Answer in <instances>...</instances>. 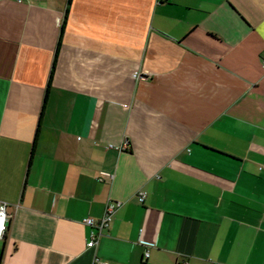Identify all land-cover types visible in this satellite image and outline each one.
I'll use <instances>...</instances> for the list:
<instances>
[{
	"label": "crops",
	"instance_id": "obj_1",
	"mask_svg": "<svg viewBox=\"0 0 264 264\" xmlns=\"http://www.w3.org/2000/svg\"><path fill=\"white\" fill-rule=\"evenodd\" d=\"M263 63L264 0H0V264H264Z\"/></svg>",
	"mask_w": 264,
	"mask_h": 264
},
{
	"label": "built area",
	"instance_id": "obj_2",
	"mask_svg": "<svg viewBox=\"0 0 264 264\" xmlns=\"http://www.w3.org/2000/svg\"><path fill=\"white\" fill-rule=\"evenodd\" d=\"M158 2H164L167 0H157ZM264 65V63H263ZM141 73L139 71H135L133 73L134 77H139ZM101 175L104 174L103 172L100 173ZM98 179H101V177H98ZM136 197L139 202H143L146 193L144 191H138L136 193ZM122 201H110L105 206L104 212L101 217L94 218V217H87L84 219V224L89 227V239L86 243L88 248L94 247L99 239L104 234V231L108 228L110 225L113 216L115 212L121 207ZM12 218V214L8 212V203L4 201H0V239L5 236V233L7 231L8 224L10 223V220ZM145 247L144 250V259H146L149 256V248H152L155 246V243H142Z\"/></svg>",
	"mask_w": 264,
	"mask_h": 264
},
{
	"label": "trees",
	"instance_id": "obj_3",
	"mask_svg": "<svg viewBox=\"0 0 264 264\" xmlns=\"http://www.w3.org/2000/svg\"><path fill=\"white\" fill-rule=\"evenodd\" d=\"M9 224H8V227H7V231H6V233H5V236L7 235V233H8V231H9Z\"/></svg>",
	"mask_w": 264,
	"mask_h": 264
}]
</instances>
